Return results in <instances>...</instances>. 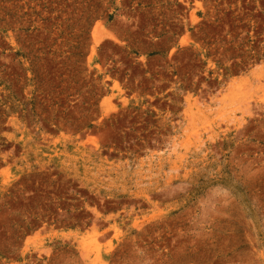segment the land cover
I'll return each mask as SVG.
<instances>
[{
	"label": "rangeland",
	"instance_id": "obj_1",
	"mask_svg": "<svg viewBox=\"0 0 264 264\" xmlns=\"http://www.w3.org/2000/svg\"><path fill=\"white\" fill-rule=\"evenodd\" d=\"M0 264H264V0H0Z\"/></svg>",
	"mask_w": 264,
	"mask_h": 264
},
{
	"label": "bare ground",
	"instance_id": "obj_2",
	"mask_svg": "<svg viewBox=\"0 0 264 264\" xmlns=\"http://www.w3.org/2000/svg\"><path fill=\"white\" fill-rule=\"evenodd\" d=\"M97 38H98V36L96 35V36H95V39H97ZM25 243H26V242H25Z\"/></svg>",
	"mask_w": 264,
	"mask_h": 264
}]
</instances>
